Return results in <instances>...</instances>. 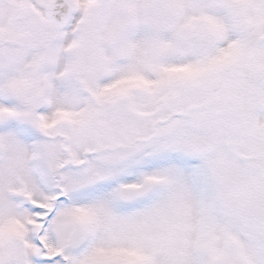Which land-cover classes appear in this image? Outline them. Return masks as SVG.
<instances>
[{
  "label": "snow or ice",
  "instance_id": "6c2138e0",
  "mask_svg": "<svg viewBox=\"0 0 264 264\" xmlns=\"http://www.w3.org/2000/svg\"><path fill=\"white\" fill-rule=\"evenodd\" d=\"M0 264H264V0H0Z\"/></svg>",
  "mask_w": 264,
  "mask_h": 264
}]
</instances>
